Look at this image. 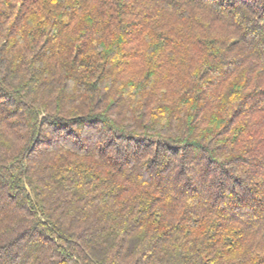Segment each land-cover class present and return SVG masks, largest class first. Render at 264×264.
<instances>
[{
    "label": "trees",
    "instance_id": "obj_1",
    "mask_svg": "<svg viewBox=\"0 0 264 264\" xmlns=\"http://www.w3.org/2000/svg\"><path fill=\"white\" fill-rule=\"evenodd\" d=\"M0 264H264V0H0Z\"/></svg>",
    "mask_w": 264,
    "mask_h": 264
}]
</instances>
